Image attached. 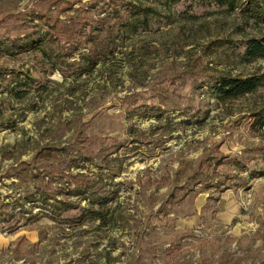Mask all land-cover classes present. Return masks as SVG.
Returning a JSON list of instances; mask_svg holds the SVG:
<instances>
[{"label":"rangeland","instance_id":"rangeland-1","mask_svg":"<svg viewBox=\"0 0 264 264\" xmlns=\"http://www.w3.org/2000/svg\"><path fill=\"white\" fill-rule=\"evenodd\" d=\"M77 1L58 14L64 25L86 13L112 29L122 9ZM130 1L148 21L109 30L115 50L95 67L81 44L57 68L3 47L32 23L45 33L68 4L0 0V264H264V118L249 115L264 108V84L225 101L210 86L264 74V60L242 58L264 21L214 0ZM215 143L225 157L213 171L202 161ZM62 171L112 194L104 206L68 194ZM30 173L61 202L38 199Z\"/></svg>","mask_w":264,"mask_h":264},{"label":"trees","instance_id":"trees-1","mask_svg":"<svg viewBox=\"0 0 264 264\" xmlns=\"http://www.w3.org/2000/svg\"><path fill=\"white\" fill-rule=\"evenodd\" d=\"M58 1L61 0H53V3L50 4V6H53L55 2ZM64 1L68 4V6L65 7L63 5L64 7L61 6V8L54 9L53 12L56 13V16L52 18V22L47 21L49 28L47 31H45V33H38V30L36 29L37 24L32 23V25L23 32V35L17 34L15 37L8 39L9 42H13L11 48H6L7 46L3 48L6 50L15 48L19 52L22 50H38L44 56L53 61L52 64L54 63L53 65L58 68L57 63L60 61L59 57H64L63 55H68L73 51L80 50V48H82V44L83 48L87 49H85V51H80V56L84 58L88 64L91 65V67H95L99 59L108 54H112L115 50V46L109 43L111 40L110 34H112L109 33V30H111L110 32L115 33V35H118L119 33L123 32V29H125L128 25H132L134 22L133 20H137V18L140 16V18H142V22L148 21L145 20L148 18V9H144L140 5L132 3L130 0H121V3L113 2L115 3L113 5L116 7H118L120 4L122 6L121 10L118 8L113 9L115 20V25L113 28L115 29H109L108 27L107 29H104L102 24L92 25V23L89 21L90 15H86V13H84L85 15H81L77 22L72 21L71 25H64L66 23L58 19V14L66 12L72 4L76 3H73L74 0L72 2L69 0ZM214 1L220 6H226V8L230 11H235L238 9L239 15L245 21H264V0ZM77 2H80V0ZM39 18L44 19V16H40ZM88 26H90V29H86ZM74 34H78L79 37L75 38ZM0 38L5 39V36H1ZM243 44L244 50L242 58L245 61L250 62L259 59L264 60V33L257 37L253 36L247 38ZM263 84L264 74H253L245 77L240 75L221 74L213 76L212 84L210 86H212V91L217 100L225 101L237 99L245 96L246 94L253 93ZM249 115L255 118V120H260L264 118V108L258 111H252ZM212 146V148L204 151L203 155L206 154V156L204 157L202 163L205 164L206 168L213 169L214 171L216 166L221 164V160L224 159L225 155L219 153V143H215ZM215 153H217L219 157H217V155L214 156ZM45 154H50V147L46 146L39 150V155L41 157L45 156ZM45 167L47 168L48 166ZM103 168L101 171H103ZM24 175H19V177ZM30 175L33 178V187L36 188V193L39 195L38 199H41V201L46 203L49 200L55 201L56 203L61 202L59 199H57V194L60 192L59 189L57 190L56 187H54L53 191L56 192L52 191V193H50L48 192V189H45L47 188L46 186L44 188L41 187L40 183L43 178L40 177L38 173H30ZM61 178H65V181H63L62 185L68 189V194L83 197L84 199H87L88 202L93 204L98 203L99 206H104L105 202L112 194L109 191H102V193H99L100 186L97 184L100 181H93L83 174H65V172L62 171V173L58 175V179ZM52 180L56 179L52 178L50 182H54ZM101 187L104 186L102 185ZM27 198L37 200L32 193L27 195ZM18 200L24 201L25 199L19 197ZM3 209V207H0V221H3L5 217ZM96 214L100 215L99 212H96Z\"/></svg>","mask_w":264,"mask_h":264}]
</instances>
